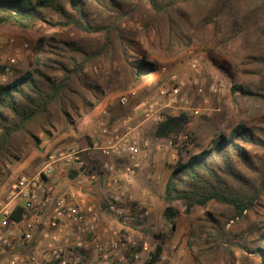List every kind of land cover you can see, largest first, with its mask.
I'll return each instance as SVG.
<instances>
[{
    "label": "trees",
    "instance_id": "1",
    "mask_svg": "<svg viewBox=\"0 0 264 264\" xmlns=\"http://www.w3.org/2000/svg\"><path fill=\"white\" fill-rule=\"evenodd\" d=\"M128 2L134 5L129 7ZM89 3L100 6L108 17L93 22L87 13ZM187 6L203 10L199 27L209 33L210 45L222 51L236 46L246 53L245 65L257 67L248 73L258 80L231 78V96L264 104V0H0V28L8 25L33 30L56 15L63 26L88 38L82 44L61 37L38 42L31 61L9 67L3 63L0 73L8 80L0 82V180L10 166L39 148L42 135L53 137L73 129L82 112L90 113L104 96L122 91L130 82L146 79L160 69L137 39L142 37L148 43L154 32L158 43H165L168 49L191 41L189 36H182L183 28L191 25L184 19ZM138 12L139 31L127 26ZM188 123L185 113L167 115L154 133L158 139L171 141L175 153L164 186L168 206L161 216L169 235L180 216L178 207L185 215L218 206L242 216L244 211H255L263 195L257 185L242 178L233 161L236 156L247 164L243 144L264 148L252 128L238 124L228 136L219 134L204 148L193 134L182 138ZM260 182L264 185V177ZM16 210L20 215L22 210ZM206 215L211 217V226L205 232L201 254L208 259L225 254L233 260V250L223 246L229 244L223 224ZM155 238L160 240L161 235L155 234ZM193 246L188 242V248ZM262 246L264 233L257 240L245 241L242 248L259 252L256 264H264ZM162 252L163 242L159 241L143 264H156ZM195 255L196 262L202 264Z\"/></svg>",
    "mask_w": 264,
    "mask_h": 264
},
{
    "label": "rangeland",
    "instance_id": "2",
    "mask_svg": "<svg viewBox=\"0 0 264 264\" xmlns=\"http://www.w3.org/2000/svg\"><path fill=\"white\" fill-rule=\"evenodd\" d=\"M34 1V0H33ZM128 6H133L134 3L128 2ZM72 14L74 12L70 11ZM183 12L185 14L184 19L190 21V26L183 28L182 36H189L192 40L187 44H179L176 47L168 49L165 47V43H158L157 35L152 32L148 38V43L144 38L140 37L138 43L143 49L150 51L151 56L158 62L159 70L151 74L146 79L138 82H130L129 85L122 91L109 93L104 96L100 101L105 99L104 105L100 107L98 111V117L109 116L108 128L112 131L114 128L113 123L116 119H128L130 118V126L133 128L138 123L135 122V118L140 113V103L144 100L158 101L163 100L158 97L157 91L161 86L170 85L171 78L175 77L178 84H181L180 94L187 106L177 105L173 111L165 110L163 117L167 115L178 116L181 113H185L189 117V123L183 131L182 138L186 134H193L204 148H207V144L214 137L219 134L228 136L231 128L238 124L246 125L254 130V134L260 138L264 143V104L241 99L238 97H232L229 88L231 85V78L239 81L258 80L257 77L249 74L257 69L255 65H245L248 60H245V55L242 50L236 46L229 47L226 51L215 49L209 43V33L200 29L199 20L202 18L203 10L201 8L187 6L184 7ZM87 13L93 22L100 23L104 21L108 15L105 10L100 6L93 3H89ZM140 12H138L132 21L128 23V27L132 30H140L139 27ZM63 21L56 15H52L46 19L45 22L39 24L33 30H22L13 26H3L0 28V68L3 63L12 55V47L9 46V40L13 39L15 45L21 48V55L17 63L28 60L31 61L35 55V47L38 42L46 43L49 39L63 38L65 40L73 41L76 44H82L87 37L83 36L76 30L65 27L62 25ZM193 37V38H192ZM203 53L205 60L197 73L191 71L188 66L190 54ZM16 63V64H17ZM236 70L238 72H236ZM6 71V70H5ZM246 72L243 73V72ZM2 78L4 81H2ZM8 77L6 74L0 73V82H6ZM221 83L222 88L219 93L209 92L211 84ZM131 91L135 92L134 97L129 98L128 103L125 106H121L118 103V98L121 95H126ZM130 97V96H129ZM106 104V105H105ZM98 105V104H97ZM85 112H82L83 116ZM79 120V119H77ZM76 120V121H77ZM154 127L157 125L152 123ZM142 128V126H141ZM141 129V136H142ZM152 139L154 136H149ZM42 139H47V134L42 135ZM81 141L84 145L92 146V141L89 134H85ZM97 139H95L96 141ZM167 146L172 148L171 141L167 140ZM99 142V141H96ZM101 144V143H100ZM99 144V145H100ZM243 144V143H242ZM86 146V145H85ZM76 148H80L76 146ZM243 148L246 151V162L242 163L236 156H233L234 164L239 171L242 178L250 185H257V188L263 192L262 198L255 211H244L242 216H234L231 209L218 206H209L205 210H196L190 219L182 222L188 242H192L193 253L202 264H256L260 260L259 252L256 254L248 249L242 248L245 241L257 240L259 235L264 233V185L260 182V178L264 177V148L254 145L243 144ZM81 150V149H80ZM89 151L85 152L88 154ZM175 155V153H174ZM106 159V158H105ZM175 159V158H174ZM107 161V160H105ZM174 161V160H173ZM87 166L94 164L97 166L103 165L99 163L91 154L86 155ZM107 163V162H106ZM15 165V164H14ZM14 165L9 167V170L14 168ZM74 170L64 173L65 177H69ZM123 205L127 208H134L136 205L133 201H126ZM179 212L183 213V208L178 207ZM206 213L211 214L223 224L224 232L227 233L229 244L225 243L224 247H229L233 250V260H230L225 254L212 256L211 258L204 257L200 252L206 234L210 231V219ZM184 214V213H183ZM185 214L183 218H185ZM234 216V217H233ZM147 216L143 221L137 224H133L138 236L147 240V237H151V233L141 227L143 223L148 220ZM160 221L157 220L156 224L150 222L147 223L146 228L150 231L161 235V241L176 244V248L179 246L180 240L183 236L174 237L169 235V232L160 228ZM86 235L79 236L80 241H87ZM133 241L135 239L132 238ZM152 239L150 238L149 241ZM178 240V241H177ZM153 241V240H152ZM135 246L129 248L124 253V256L130 259L133 251L142 244L134 242ZM236 244V245H235ZM72 252H78L77 248L69 247ZM264 249V246L261 247ZM81 254L86 256L87 250L85 247L80 248ZM88 256V255H87Z\"/></svg>",
    "mask_w": 264,
    "mask_h": 264
},
{
    "label": "built area",
    "instance_id": "3",
    "mask_svg": "<svg viewBox=\"0 0 264 264\" xmlns=\"http://www.w3.org/2000/svg\"><path fill=\"white\" fill-rule=\"evenodd\" d=\"M8 44L12 47V55L6 61L7 67L15 65L21 55V48L15 45L13 39L9 40ZM204 60L203 53L190 54L189 69L197 73ZM2 81H4L3 78ZM171 81L170 85L161 86L157 91L162 102L144 100L140 103L139 107L144 121L158 125L164 118L162 111H173L177 105L187 106V101L180 94L181 84L176 82L175 77H172ZM222 85L221 83L211 84L209 92L219 93ZM134 95V91L121 95L118 98L119 105L125 106L129 98ZM170 116L176 115L172 113ZM130 121L131 119L128 118L122 122V128L125 130L122 134L114 128L112 131L115 136L101 144L100 142L94 143V147L104 156L126 158L128 164L124 166V169L127 175L134 174L138 169L136 158L139 155H146L148 148V142L141 137V125L132 128ZM99 132L102 135H108L111 131L107 124L101 122ZM85 152L87 151L75 148L48 152L46 163L37 174L31 177L22 176L11 184L7 203L0 206V249L9 252L6 264H79L66 256V248L67 246L77 249L83 247L79 238L81 235L92 236L90 264L125 263L126 257L124 252H121L123 250L126 252L135 246L131 238L120 231H111L112 236L108 242H102L96 236L98 221L95 212L91 208H83L75 201L80 196L77 194L55 196L51 187L46 185V180L52 177L58 168H61L64 173L70 170L83 173L92 182L97 179L99 169L114 171V166L109 164L103 167L94 164L87 166L86 155L88 154ZM128 201H131L130 197ZM13 202L22 203L19 220L11 217L12 210L8 204ZM124 202L122 195L117 194L106 203V210L119 222L137 224L149 215V210L143 203L134 208H126L123 205ZM39 226L42 228L41 246L43 250L41 255L25 256L15 252L16 248H24L31 243ZM70 233H75L76 238L72 242L64 243ZM135 248L137 250L133 251L130 256L133 262H139L143 254L149 253L146 244Z\"/></svg>",
    "mask_w": 264,
    "mask_h": 264
},
{
    "label": "crops",
    "instance_id": "4",
    "mask_svg": "<svg viewBox=\"0 0 264 264\" xmlns=\"http://www.w3.org/2000/svg\"><path fill=\"white\" fill-rule=\"evenodd\" d=\"M104 102L105 99L100 101L90 113H85L81 116L79 120L76 121L73 129L68 128L64 132L53 137L47 136V139L41 138V145L39 148L29 151L24 159L15 164L14 168L9 170L8 174L0 180V206L7 203L8 191L14 181L22 176H34L43 168L46 163V154L48 152L70 148L89 151L88 155L91 154L99 163L103 164L100 166L103 167L105 164L113 165L114 171L110 172L101 168L97 172V179L92 182L85 174L76 171L74 177H65L61 168H58L54 175L46 180V185L51 187L55 196L64 194H77L80 196L76 198L75 201L82 205L83 208H91L95 212L98 221L96 236L102 242H108L112 236L111 231H120L128 238L135 239L137 244H146L149 248V253L147 255L143 254L142 260L133 262L131 259L125 258L124 263L143 264L148 259L155 245L161 241L155 238V234H158L154 232L156 229L150 231L146 228L147 223L150 222L155 225L156 221L159 220V227L166 230L161 218L163 210L168 206L164 201V186L170 177L168 165L173 162L175 155L171 148L167 146V143L169 145L167 140L158 139L154 135L156 127H154L151 122L144 121L140 112L135 118V122L142 126L141 129L143 133L141 137L148 142L147 153L144 156H137L136 163L138 169L135 170L134 174L127 175L124 169V166L128 164L126 158L104 156L94 147L96 141L103 143L115 136L113 131L108 135H102L99 132L100 123L104 122L107 124L109 122L108 115L99 118L100 116L98 117L97 114L102 103L104 105ZM124 120H126V118L121 120L116 119L113 123L114 127L112 128L118 129L119 134L125 131L122 128V122ZM85 134H89L93 143L91 147L87 146V144H85V146L84 142L80 140ZM151 135L154 136L153 139L149 137ZM95 139L97 140L95 141ZM76 146L80 148H76ZM117 194L122 195L123 201H126V199L130 197L131 201L135 204L139 205L143 203L149 210L148 220L141 225V227H144L149 233L152 232L151 237H147V240L138 236L139 233L136 232L137 230H135L133 224L119 222L106 210V203L108 200ZM21 205L22 203L15 202L8 204L9 208L12 210V214L14 213L16 215V220L20 218L19 213L16 214V209L18 208L20 210ZM183 215V213H180L172 233V236L178 237V240L183 236L179 246L176 248V244L161 241L163 242V252L156 264H200L196 262L194 258L193 249L188 248V240L184 235L186 230H184L182 223L186 221V219H190L192 215H186L185 218H183ZM41 229L42 228L39 226L35 231L33 240L30 244L24 248H16L15 252L17 251L25 256L31 254L41 255L43 250L41 246ZM75 238V233H70L69 236L65 238L66 241H64V243L68 241L72 242ZM150 238L153 241H149ZM85 239H87V241H84L83 247L87 250L86 256L81 254L80 251L72 252L66 245V256L70 260L77 261L79 264H90L89 254L92 248V236L86 235ZM123 252L125 253L124 250L121 253ZM8 253L9 252L6 250L0 249V264H6Z\"/></svg>",
    "mask_w": 264,
    "mask_h": 264
}]
</instances>
